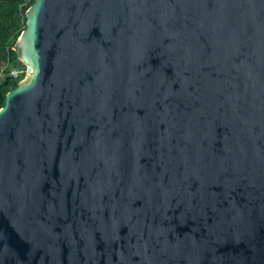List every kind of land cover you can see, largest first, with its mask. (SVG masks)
Masks as SVG:
<instances>
[{
	"label": "water",
	"instance_id": "obj_1",
	"mask_svg": "<svg viewBox=\"0 0 264 264\" xmlns=\"http://www.w3.org/2000/svg\"><path fill=\"white\" fill-rule=\"evenodd\" d=\"M0 107V264H264V0H34Z\"/></svg>",
	"mask_w": 264,
	"mask_h": 264
},
{
	"label": "trees",
	"instance_id": "obj_2",
	"mask_svg": "<svg viewBox=\"0 0 264 264\" xmlns=\"http://www.w3.org/2000/svg\"><path fill=\"white\" fill-rule=\"evenodd\" d=\"M34 0H0V71L5 68L7 75L0 79V107L5 103V95L17 86L18 78L8 75L12 66L17 65L14 45L25 27V11Z\"/></svg>",
	"mask_w": 264,
	"mask_h": 264
},
{
	"label": "built area",
	"instance_id": "obj_3",
	"mask_svg": "<svg viewBox=\"0 0 264 264\" xmlns=\"http://www.w3.org/2000/svg\"><path fill=\"white\" fill-rule=\"evenodd\" d=\"M26 71H29V67L27 65H23L22 67L20 68H17V66H12L10 71L8 72V75H11L15 78H18L20 73H25ZM5 75H7V72H6V69L3 68L1 71H0V79L3 78Z\"/></svg>",
	"mask_w": 264,
	"mask_h": 264
}]
</instances>
